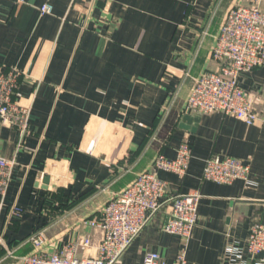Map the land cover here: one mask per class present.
<instances>
[{"label":"crops","instance_id":"crops-1","mask_svg":"<svg viewBox=\"0 0 264 264\" xmlns=\"http://www.w3.org/2000/svg\"><path fill=\"white\" fill-rule=\"evenodd\" d=\"M0 0V66L20 72L16 98L30 107L29 135L0 129V157L13 160L0 195V264L32 252L44 232L48 253L98 234L85 222L161 155L174 160L188 143L180 178L162 171L166 197L197 193L198 220L184 246L187 264H230L248 228L264 225V67L240 77L260 121L220 113L191 116L184 105L194 79L218 69L210 57L226 13L246 0ZM50 4V15L39 8ZM232 157L250 183L202 180L204 161ZM46 181V182H44ZM164 207L133 241L122 264L146 253L174 264L183 248L163 233ZM79 256H85L80 252Z\"/></svg>","mask_w":264,"mask_h":264},{"label":"built area","instance_id":"built-area-1","mask_svg":"<svg viewBox=\"0 0 264 264\" xmlns=\"http://www.w3.org/2000/svg\"><path fill=\"white\" fill-rule=\"evenodd\" d=\"M19 6L23 0H4ZM53 8L44 4L41 15ZM210 57L218 64L213 72L194 79L183 112L186 116L220 113L254 125L260 116L253 110L246 92L240 86L243 74L264 67V0H246L230 9L216 36ZM20 72L0 66V129L19 132L21 142L29 135L30 107L16 98ZM191 160L188 143L176 150L174 160L157 155L149 170L140 173L119 194L111 198L97 215L85 224L98 234L97 242L83 238L67 243L60 251L44 250V232L30 237L29 254L15 258V264H122V257L133 241L164 207L170 212L161 227L163 233L177 237L183 244L174 264H187L184 246L190 240L198 220L197 193L166 197L167 184L156 176L162 171L180 178L187 173ZM15 163L0 157V195L5 196ZM202 180L229 185L235 181L250 183V167L232 157H210L204 161ZM0 245L3 244L1 242ZM241 248H229L230 264H241ZM252 264H264V225L253 223L248 228L244 248ZM85 252V256H79ZM140 264H165L158 254L148 252Z\"/></svg>","mask_w":264,"mask_h":264},{"label":"water","instance_id":"water-1","mask_svg":"<svg viewBox=\"0 0 264 264\" xmlns=\"http://www.w3.org/2000/svg\"><path fill=\"white\" fill-rule=\"evenodd\" d=\"M184 121L187 123H190L192 121L191 116H185ZM44 182H46V181H44Z\"/></svg>","mask_w":264,"mask_h":264}]
</instances>
